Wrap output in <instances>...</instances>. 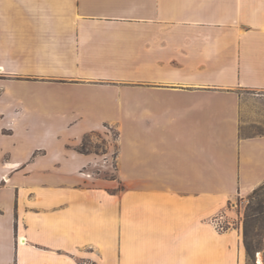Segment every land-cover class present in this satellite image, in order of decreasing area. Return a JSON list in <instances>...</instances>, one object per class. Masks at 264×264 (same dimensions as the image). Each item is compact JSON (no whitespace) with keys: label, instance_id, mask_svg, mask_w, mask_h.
Instances as JSON below:
<instances>
[{"label":"crops","instance_id":"obj_1","mask_svg":"<svg viewBox=\"0 0 264 264\" xmlns=\"http://www.w3.org/2000/svg\"><path fill=\"white\" fill-rule=\"evenodd\" d=\"M0 59L23 77L0 100L32 91L1 119L33 104L95 123L0 150V264H246L241 230L209 221L264 183V129L243 131L263 124L240 117L242 92H264V0H0ZM104 123L112 178L67 146Z\"/></svg>","mask_w":264,"mask_h":264},{"label":"rangeland","instance_id":"obj_2","mask_svg":"<svg viewBox=\"0 0 264 264\" xmlns=\"http://www.w3.org/2000/svg\"><path fill=\"white\" fill-rule=\"evenodd\" d=\"M0 68L2 72L0 73V83L2 84L9 83L11 80L23 79L22 76L4 74V68L1 66ZM22 90L16 86L12 92L4 94L0 100V110H3L4 101L8 100L9 96L16 95L15 93ZM23 92L26 95L32 93L31 89H24ZM241 99V121H251L257 111L260 122L263 124L262 127L258 126V128L246 126L243 131L251 132L252 130L264 129V92L244 91L241 94ZM26 108L24 117L16 119V121L6 120L5 117L0 118V150L6 151L4 153L11 155L13 152L22 153L29 149H57L63 142H66L67 138L72 139L76 135H81L87 127L95 124L90 121L73 124L77 119V113L73 107L60 111L28 104ZM70 124L73 125L69 126ZM67 146L75 150H83L82 154H92L99 159L98 162L92 164L93 166L90 165L88 173L105 178L114 177L116 156L119 149V130L116 123H104L100 130L85 133L76 142H69ZM249 198L248 195L242 200L245 208ZM261 224L264 228V217L261 219ZM257 256L260 257V263L256 261ZM246 264H264V234L260 248L253 252L251 259L246 258Z\"/></svg>","mask_w":264,"mask_h":264},{"label":"trees","instance_id":"obj_3","mask_svg":"<svg viewBox=\"0 0 264 264\" xmlns=\"http://www.w3.org/2000/svg\"><path fill=\"white\" fill-rule=\"evenodd\" d=\"M80 153L82 151L77 150ZM242 223V243L246 257L252 258L253 252L260 248L264 228L261 219L264 217V183L249 195Z\"/></svg>","mask_w":264,"mask_h":264},{"label":"built area","instance_id":"obj_4","mask_svg":"<svg viewBox=\"0 0 264 264\" xmlns=\"http://www.w3.org/2000/svg\"><path fill=\"white\" fill-rule=\"evenodd\" d=\"M243 197L236 196L235 199L228 201L226 211L214 215L210 219V223L216 232H224L229 229H240L244 205Z\"/></svg>","mask_w":264,"mask_h":264},{"label":"bare ground","instance_id":"obj_5","mask_svg":"<svg viewBox=\"0 0 264 264\" xmlns=\"http://www.w3.org/2000/svg\"><path fill=\"white\" fill-rule=\"evenodd\" d=\"M0 73H2L1 72V68H0ZM258 263H260V257L259 256H257V260H256Z\"/></svg>","mask_w":264,"mask_h":264}]
</instances>
